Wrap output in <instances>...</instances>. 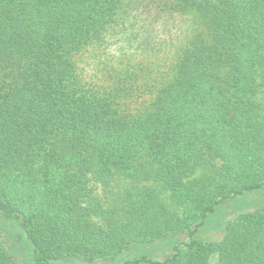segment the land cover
I'll return each mask as SVG.
<instances>
[{"label":"trees","instance_id":"trees-1","mask_svg":"<svg viewBox=\"0 0 264 264\" xmlns=\"http://www.w3.org/2000/svg\"><path fill=\"white\" fill-rule=\"evenodd\" d=\"M188 11L204 29L143 113L82 78L78 56L114 25ZM263 188L264 0H0V216L31 264H97L179 236L165 259L125 264H264V205L220 241L196 237L221 203ZM0 264H17L1 239Z\"/></svg>","mask_w":264,"mask_h":264},{"label":"rangeland","instance_id":"rangeland-1","mask_svg":"<svg viewBox=\"0 0 264 264\" xmlns=\"http://www.w3.org/2000/svg\"><path fill=\"white\" fill-rule=\"evenodd\" d=\"M121 19H119L120 21ZM123 30L111 27L101 42L93 44L77 58L84 81L95 85L101 95L113 92V98L128 107L134 114L143 113L158 93L174 78L176 66L189 42L203 31L202 21L195 12H187L174 18H158L140 14L125 21ZM127 86L126 93L120 91V83ZM200 171L194 176L196 177ZM150 184V182H148ZM159 191L160 188L154 185ZM98 191L107 206L119 194L123 185L117 182ZM165 201L171 203L168 194ZM264 205V188L221 203L196 237L208 241H220L228 223L242 213L254 211ZM0 239L17 264H31L32 247L17 225L0 216ZM188 241V237L151 244H136L124 253L97 264H125L146 256L163 260L170 256L176 245ZM218 256L211 264H218ZM60 264H84L76 260Z\"/></svg>","mask_w":264,"mask_h":264}]
</instances>
